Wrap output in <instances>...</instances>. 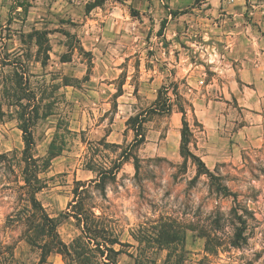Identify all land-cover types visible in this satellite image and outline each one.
Returning <instances> with one entry per match:
<instances>
[{
    "label": "rangeland",
    "instance_id": "rangeland-1",
    "mask_svg": "<svg viewBox=\"0 0 264 264\" xmlns=\"http://www.w3.org/2000/svg\"><path fill=\"white\" fill-rule=\"evenodd\" d=\"M26 2L24 15L14 0H0V244L10 254L0 264L39 256L17 217L24 204L16 190L24 148L18 118L32 104L47 113L31 128L34 157L48 156L56 134L67 141L39 174L45 188L36 197L51 218L66 211L75 182L95 178L87 162L112 168L128 152L113 178L83 196L98 216L88 225L100 230L97 240L121 244L107 245L104 262L264 264V102L251 91L241 97L235 76L222 71L225 52L209 47L214 21L205 2L183 0L179 10L172 0ZM34 31L46 42L37 43ZM179 107L194 132L190 150L213 180L180 156ZM141 116L144 140L133 147ZM80 230L70 216L57 227L67 245L83 237ZM76 246L93 251L89 264H102L85 238ZM86 261L73 253L47 260Z\"/></svg>",
    "mask_w": 264,
    "mask_h": 264
},
{
    "label": "trees",
    "instance_id": "trees-1",
    "mask_svg": "<svg viewBox=\"0 0 264 264\" xmlns=\"http://www.w3.org/2000/svg\"><path fill=\"white\" fill-rule=\"evenodd\" d=\"M14 8H20L23 11L24 15H27L28 8L30 4L23 0H14ZM25 1V2H24ZM195 3H198L199 0H194ZM98 4L92 3L86 7V11H90ZM184 11L180 12H169L171 16H177L184 14ZM10 20V19H9ZM8 20V21H9ZM163 25L161 28H163ZM34 34L37 36L35 41L38 43L40 40L46 42L44 34L38 31H34ZM64 62V61H63ZM45 62H42V65H45ZM166 95V93H165ZM167 97V104L165 113L172 111V104L170 102V98ZM35 98L28 99L29 103L32 101L35 102ZM30 108V109H29ZM156 111V107H154ZM179 112L182 114L181 120V131H180V146L179 153L180 156L185 160H191L194 165L197 167V173L199 175H206L209 179H215L214 176L209 172L206 168L205 164L202 160L196 156L190 150V144L194 141V132L191 130L185 119V110L183 107L178 108ZM26 113L18 118L19 120V129L22 132V139L24 143V148L21 152L20 161H19V169L21 174V182L22 184H17L16 190L20 192V200L24 203L22 207L21 213L17 215L19 222L23 227L22 238H25L26 242L33 248L37 249L39 252L38 260L35 263L30 264H48L47 260L52 253L60 254L63 257H68L71 253L77 257V259L81 261L89 260L88 257H92L96 259V256L93 255V251L87 246L81 247L76 246L82 238L86 239L87 244H93L95 248H97V254L99 257H103L102 264H107L104 262L106 257L104 258L105 252L108 251L107 245H115L119 244L118 242H110L107 244L106 240H97L100 238L98 228L94 226L92 229L88 226L89 223H96L98 216L94 214L93 206H89L85 203L84 195L88 194L90 186L101 187L103 185V181L105 179H111L113 176L121 169V166L125 160L129 159V155L127 151L122 152L119 155V158L112 168H105V166H101L94 163V160H90V162L86 163L85 169L91 172L96 173L94 179L89 180L87 182H75V187L73 188V198L67 204V209L64 213H61L57 218H51L46 211L44 210L42 204L37 199V194H39L44 188L45 185L39 178V174L47 169L51 160L60 155L67 146V141L63 135L56 134L55 138L50 142L48 147V156L45 159L35 158L34 151V140L31 132V128L33 123L38 118H45L47 113H41L38 110L36 104H32L27 109L25 108ZM142 117V116H141ZM144 117V116H143ZM140 118V122L137 128H134L135 139L132 146L136 147L140 145L144 136L142 134V124L143 119ZM60 126H57V129ZM69 133L68 130H66ZM225 191V188H222ZM75 209L76 211L69 212L70 209ZM235 212V211H234ZM236 214H234L235 216ZM72 217L76 220L78 225L81 227V233L83 237H78L69 245L63 243L59 237L57 232L58 225L62 222L63 219L67 217ZM91 229V230H90ZM90 233L95 235V238H91L88 235ZM104 248V250H101ZM76 249V250H74ZM111 249V248H109ZM113 254H117L118 252H114L112 249L109 250ZM10 255L5 246L0 244V262L6 259V255ZM11 258V257H10ZM12 259V258H11ZM82 264L81 262H79ZM87 264L89 262L86 261ZM25 264V263H20Z\"/></svg>",
    "mask_w": 264,
    "mask_h": 264
},
{
    "label": "crops",
    "instance_id": "crops-1",
    "mask_svg": "<svg viewBox=\"0 0 264 264\" xmlns=\"http://www.w3.org/2000/svg\"><path fill=\"white\" fill-rule=\"evenodd\" d=\"M172 1L180 5L174 9L183 8L180 4L183 0ZM202 1L214 21V26L206 25L209 47L225 52L222 71L235 76L233 80L239 83V87L235 85L241 97L251 91L257 104L264 102V0Z\"/></svg>",
    "mask_w": 264,
    "mask_h": 264
},
{
    "label": "built area",
    "instance_id": "built-area-1",
    "mask_svg": "<svg viewBox=\"0 0 264 264\" xmlns=\"http://www.w3.org/2000/svg\"><path fill=\"white\" fill-rule=\"evenodd\" d=\"M228 3L232 2L233 0H226Z\"/></svg>",
    "mask_w": 264,
    "mask_h": 264
}]
</instances>
